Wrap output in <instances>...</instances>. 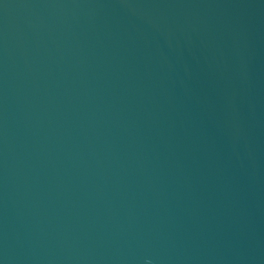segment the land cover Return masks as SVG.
<instances>
[{
    "label": "water",
    "instance_id": "water-1",
    "mask_svg": "<svg viewBox=\"0 0 264 264\" xmlns=\"http://www.w3.org/2000/svg\"><path fill=\"white\" fill-rule=\"evenodd\" d=\"M0 264H264V0H0Z\"/></svg>",
    "mask_w": 264,
    "mask_h": 264
}]
</instances>
